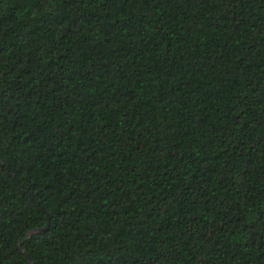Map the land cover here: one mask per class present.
Instances as JSON below:
<instances>
[{"label": "trees", "instance_id": "1", "mask_svg": "<svg viewBox=\"0 0 264 264\" xmlns=\"http://www.w3.org/2000/svg\"><path fill=\"white\" fill-rule=\"evenodd\" d=\"M0 264H264V0H0Z\"/></svg>", "mask_w": 264, "mask_h": 264}, {"label": "water", "instance_id": "2", "mask_svg": "<svg viewBox=\"0 0 264 264\" xmlns=\"http://www.w3.org/2000/svg\"><path fill=\"white\" fill-rule=\"evenodd\" d=\"M26 257L28 258V256L26 255Z\"/></svg>", "mask_w": 264, "mask_h": 264}]
</instances>
